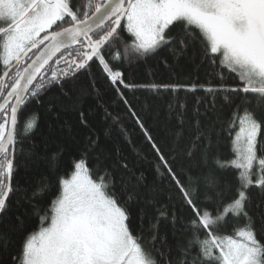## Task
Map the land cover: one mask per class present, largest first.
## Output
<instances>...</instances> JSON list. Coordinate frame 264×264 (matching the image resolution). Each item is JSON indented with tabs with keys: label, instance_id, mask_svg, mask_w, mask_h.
I'll use <instances>...</instances> for the list:
<instances>
[{
	"label": "snow or ice",
	"instance_id": "6c2138e0",
	"mask_svg": "<svg viewBox=\"0 0 264 264\" xmlns=\"http://www.w3.org/2000/svg\"><path fill=\"white\" fill-rule=\"evenodd\" d=\"M173 29L179 31L170 35ZM169 45H179L171 49L176 55L199 48L201 62L213 69L207 75L219 83L137 85L116 67ZM93 64L154 152L159 184L174 185L191 213L184 226L190 238L175 245L180 256L176 264H264V221L258 232L248 211L252 186L264 193V0H86L84 4L0 0V217L12 210L11 196L18 191L13 183L18 117L29 104L42 103L52 87L69 95L73 82L89 74ZM224 70L235 73L240 86H227ZM137 89L202 90L205 99L210 96L212 107L196 113L204 115L210 127H198L193 141L196 148L187 151L185 158L191 161L194 152L200 151L197 166L206 167L211 158L217 170H238L237 186L220 185L214 176H206L203 184L198 177L189 180L190 191L182 179L186 174L174 170L176 149L163 151L146 126V115H139L125 96V91ZM220 94L221 111L231 109L227 119L216 111ZM48 107L53 110L55 105L49 102ZM80 121L86 124L83 112ZM35 127L32 115L23 134ZM222 135L231 143L234 158L230 160L212 155L218 147L214 138L218 141ZM203 141L207 143L201 149ZM88 143L95 148L97 140L89 138ZM45 159L54 165L57 154ZM128 167L120 163L116 169L97 174L99 167L89 168L85 152L73 162L71 173L57 177L54 185L47 179L40 181L27 197L40 226L23 236L13 264H173V246L159 233V221L171 218L175 225L183 218L159 204L162 189L156 183L148 185L143 175L131 177L135 180L131 188L121 175L118 194L115 173L119 169L127 172ZM133 203H143L145 209L159 207L153 217L156 222L148 229L151 248L145 246L142 234H134ZM15 219L16 230L26 231V213ZM0 241L7 248L10 237L0 233Z\"/></svg>",
	"mask_w": 264,
	"mask_h": 264
},
{
	"label": "trees",
	"instance_id": "16d2710c",
	"mask_svg": "<svg viewBox=\"0 0 264 264\" xmlns=\"http://www.w3.org/2000/svg\"><path fill=\"white\" fill-rule=\"evenodd\" d=\"M75 2L84 4L86 0H75ZM178 31L173 29L170 35H175ZM173 47L178 48L179 45H169L131 64H117L116 67L124 72L128 82L137 85L150 83L207 85L210 80L213 84L219 83L218 80H213L207 75L213 69L201 62L199 48L195 50L189 48L185 53L176 55L171 51ZM2 71L0 67V74ZM224 77V83L227 86H240L235 73L229 75V71L224 70ZM125 96L135 105L139 115L142 117L146 115V126L151 130L158 144L163 147V151L169 152L173 148L176 149L178 154L174 157L173 167L178 174H186L182 179L190 191L192 185L188 183L189 180L198 177L203 184L206 176H214L220 185L228 184L233 188L237 186L238 170H217L211 158L206 167H199L197 161L201 160L200 151L194 152L191 161L185 158L187 151L196 148L193 141L198 127L201 130L210 127L204 115L196 114L197 110L203 114L206 108L212 107L211 97L208 96L205 99L204 91L150 92L146 89H137L134 92L125 91ZM222 97L223 94H220L216 99V111L222 119H227L231 109L223 107L221 111L224 105ZM248 98L255 104L254 97ZM234 99L237 104L240 103L239 99L235 97ZM49 102L55 105L53 110H49ZM170 104L175 107L170 109ZM81 112L85 115L86 124L80 121ZM208 114L212 115L211 112ZM32 115L36 117V127L24 135L27 118ZM17 133L14 152L17 171L13 183L18 191L11 196L12 210L6 216L0 217V233L10 237L7 248L3 246V241H0V264H13L12 257L19 251L23 236L26 232L38 230L40 226L39 218L33 213L27 197L31 196L40 181L47 179L54 185L57 177L70 174L73 170V162L85 152L88 154L89 168L95 170L99 167L97 174H102L105 169L109 171L116 169L120 163L128 164L127 172L119 169L115 173L118 194L121 175L125 177L129 188L135 184V180L131 179L133 175H143L148 185L156 183V186L162 189L158 197L159 204L168 206L170 212L183 219L175 225L170 222L171 218L160 220L159 233L161 236L166 235L168 244L173 246L170 257L173 264L180 259L175 245L184 244L190 238L191 233L184 226L191 213L184 207L174 185L167 181H164L162 185L159 184L155 172L154 152L145 143L138 127L133 125L125 106L118 101L115 90L96 64L92 65L89 74H81L77 81L73 82L69 95H62L59 88L52 87L44 93L42 103L29 104L19 116ZM89 138L97 140L95 148L90 147ZM206 143L207 141L202 142L201 149ZM214 143L218 144V147L213 149V157L219 156L222 160L234 158L231 143L227 137L222 135L218 141L214 138ZM52 153L57 154L54 165L53 162L45 159ZM169 160L172 161L173 157L170 156ZM154 177H156L155 181ZM250 197L249 215L255 221L257 231L260 232L261 222L264 221V193L256 186H252ZM131 207L134 234H142L145 246L151 248V234L148 229L150 223L156 222L153 217L157 216L159 207L145 209L143 203H133ZM25 213L27 215V223L24 226L26 231H17L15 216ZM159 246L157 241V247Z\"/></svg>",
	"mask_w": 264,
	"mask_h": 264
},
{
	"label": "water",
	"instance_id": "95a60500",
	"mask_svg": "<svg viewBox=\"0 0 264 264\" xmlns=\"http://www.w3.org/2000/svg\"><path fill=\"white\" fill-rule=\"evenodd\" d=\"M18 121H19V117H18Z\"/></svg>",
	"mask_w": 264,
	"mask_h": 264
}]
</instances>
